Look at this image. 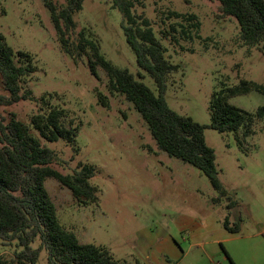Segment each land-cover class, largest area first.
I'll return each instance as SVG.
<instances>
[{"label": "rangeland", "instance_id": "374dc122", "mask_svg": "<svg viewBox=\"0 0 264 264\" xmlns=\"http://www.w3.org/2000/svg\"><path fill=\"white\" fill-rule=\"evenodd\" d=\"M52 1L59 8L67 5V0ZM134 11L151 21L168 56L181 66L169 78L166 93L177 112L209 125L216 90L243 78L264 84V52L243 43L237 20L222 15L219 0H140ZM173 12L195 14L200 27L183 33ZM74 19L73 39L86 28L100 40L107 59L135 75L142 73L141 79L156 91L126 40L123 17L113 0H84ZM161 31H168L169 37H162ZM0 32L15 51L30 52L38 66L25 85L32 99L0 104V123L7 124L15 114L29 124L40 109L57 106L66 110L67 124L80 125L74 142L42 140L56 151L53 167L62 173L73 172L80 163L96 169L91 182L98 188L99 201L88 206L78 203L58 180L45 182L61 222L80 242L105 246L127 264H158L148 260V253L167 238L176 244L179 256L163 250L162 257L169 258L163 264H231L221 244L239 264H264V119L256 121L255 134L246 139L206 128L219 178L228 191V197L216 203L218 192L208 177L159 148L133 103L109 90L101 67L97 78L86 57L75 60L63 51L45 0H0ZM97 93L107 96V106ZM8 95L0 74V96ZM230 102L254 112L264 105V95L253 91ZM233 200L237 206L227 209ZM229 212L232 225L241 219L242 229L219 242ZM189 223L199 231L184 230ZM39 243L37 238L33 246ZM17 250L0 241V257L10 260ZM47 257L44 249L38 264H47Z\"/></svg>", "mask_w": 264, "mask_h": 264}, {"label": "trees", "instance_id": "16d2710c", "mask_svg": "<svg viewBox=\"0 0 264 264\" xmlns=\"http://www.w3.org/2000/svg\"><path fill=\"white\" fill-rule=\"evenodd\" d=\"M223 16L237 20L243 43L258 47L264 52V0H219ZM140 0H113L123 17L122 28L126 40L134 50L139 67L154 80L156 91L127 68L116 66L101 52L100 40L89 30L82 29L73 39L76 28L74 16L82 10L84 0H67L59 8L52 0H45L51 11V19L58 33L62 49L73 59L86 57L92 75L99 78L98 67L108 77V88L119 92L131 101L147 122L159 148L169 156L177 157L200 169L218 192L215 202L228 197V191L219 178L216 152L206 139L205 130L211 127L221 133L234 132L246 139L255 134L257 120L264 119V105L256 111H247L230 102L232 97L256 91L264 95V84L243 78L236 85L216 90L210 102L211 123L197 122L170 107L166 93L171 75L180 64L168 56V50L156 36L151 21L136 15L134 9ZM183 33L199 28L195 14L173 12ZM175 31L176 27L172 25ZM168 38V31L160 32ZM38 66L34 56L27 51H15L0 32V74L8 96H0V104L12 105L32 99L31 90L25 89L28 79ZM99 102L108 105L107 96L97 93ZM66 110L51 106L40 109L27 124L11 114L7 124L0 123V241L4 246H16L18 250L7 260L0 257V264H38L41 253H48L47 264H127L105 246L82 243L76 233L61 222L45 182L58 180L69 188L78 203L88 206L99 201L98 188L92 184L96 169L91 164L80 163L71 173H62L53 163L56 151L42 140L56 142L60 139L76 141L80 125L65 122ZM237 206L230 201L227 209ZM224 226L231 232L242 228V220L232 225L230 212ZM40 239L38 247L33 243Z\"/></svg>", "mask_w": 264, "mask_h": 264}, {"label": "crops", "instance_id": "0c3cea01", "mask_svg": "<svg viewBox=\"0 0 264 264\" xmlns=\"http://www.w3.org/2000/svg\"><path fill=\"white\" fill-rule=\"evenodd\" d=\"M226 217V216H225ZM192 224V223H191ZM190 223L187 225V226H184V230L186 229V227L188 228H194V230H198L199 231V227H195L193 224L192 226ZM223 226H224V222H223ZM242 229V228H241ZM193 230V231H194ZM240 231L238 232H231L229 231L225 226H224V231L223 232H220V241L219 242H223L224 240L227 239L226 235H228V233L230 234H238L240 233ZM153 243V242H152ZM222 246V249L223 251L225 252V259H228L231 264H239L238 261L235 259V257L233 256V254L231 253H228L227 250L225 249V247L221 244ZM177 246L175 243H171L170 240L167 238L165 241H163L159 246L158 248H156V250L154 251L152 248L150 249L151 251H149L148 253V260L151 261V260H154L153 262H157L158 264H163V262H169V258L167 256H163V253L162 251L163 250H170V252L173 253V256H179L177 254L178 250H177ZM151 253V254H150ZM152 263V262H151ZM153 264V263H152Z\"/></svg>", "mask_w": 264, "mask_h": 264}, {"label": "built area", "instance_id": "2783aa9c", "mask_svg": "<svg viewBox=\"0 0 264 264\" xmlns=\"http://www.w3.org/2000/svg\"><path fill=\"white\" fill-rule=\"evenodd\" d=\"M212 264H222L221 262H216V263H212Z\"/></svg>", "mask_w": 264, "mask_h": 264}]
</instances>
